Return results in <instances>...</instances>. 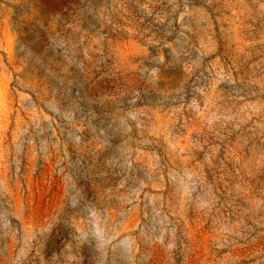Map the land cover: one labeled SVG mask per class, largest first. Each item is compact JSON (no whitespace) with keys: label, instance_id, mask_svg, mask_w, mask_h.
<instances>
[{"label":"rangeland","instance_id":"374dc122","mask_svg":"<svg viewBox=\"0 0 264 264\" xmlns=\"http://www.w3.org/2000/svg\"><path fill=\"white\" fill-rule=\"evenodd\" d=\"M0 264H264V0H0Z\"/></svg>","mask_w":264,"mask_h":264}]
</instances>
